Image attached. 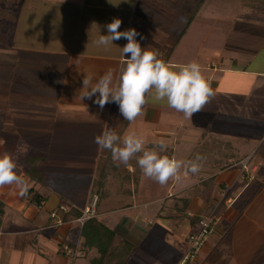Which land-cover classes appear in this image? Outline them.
<instances>
[{"label": "crops", "instance_id": "obj_1", "mask_svg": "<svg viewBox=\"0 0 264 264\" xmlns=\"http://www.w3.org/2000/svg\"><path fill=\"white\" fill-rule=\"evenodd\" d=\"M113 3L108 0H26L10 31H0V131L3 132L0 147L6 150L16 141L18 146L24 134L38 140L46 148L44 154L24 156L17 171L26 180L30 179V172L38 173L40 181L31 182L29 186H34L41 196L44 188L47 194L48 191L52 195L56 193L42 196L46 199L44 204L53 203L42 216V209L36 211L22 195L10 204L3 200L8 194L10 197L17 186L0 187L5 213L9 207L31 212L27 227L37 231L40 237L47 233L51 238L47 243H57L62 235L71 234L72 240L76 239L80 245L84 239L80 226L76 236L75 227L79 224L75 219L60 227L56 225L57 220H62L71 209L82 213L96 195L98 203L93 218L117 238L135 247L130 258L136 255L135 260L127 264H178L198 220L216 208L215 229L198 258L188 264L200 260L202 264H264V151L261 153L264 117L260 118L264 115V86H260L264 60L256 62L257 55L244 51H240L239 56L232 54L221 59L213 54L197 56L194 61L200 64L215 93L204 110L191 120L183 117L182 121H177L172 120L168 113L172 109L166 103H148L136 124L135 121L130 124L120 114L117 104L109 103L101 110L94 103L95 96L91 100L80 98L85 74L92 77L94 84L109 69L118 74L126 59L121 48L127 40L114 41L109 50L97 47L94 41L99 35L108 34L106 24L120 18L121 31L135 28L141 34L137 40L142 47L155 51L158 58L178 67L193 61H187L185 54L179 59L177 51L188 41L199 12H191L185 18V10H177L179 0H113ZM177 24L181 27L177 28ZM261 48L264 51V44ZM234 75L254 79L256 92L232 96L233 92L228 96L226 88L232 81L228 78ZM226 77L228 83L223 80ZM124 122L127 125L121 136L132 133L131 127H138L141 122L145 123L142 128L147 129L150 139L151 135H156L159 140L168 141L172 136L169 132L175 135L176 130L182 132L185 140L189 135L194 139H188L181 148L183 151L191 148L189 153L181 157L179 152L183 151L173 147L163 155L187 162L199 154L206 158L204 167L196 175L185 174L182 168L177 179L159 189V183L142 174L135 158L127 166H117L111 152L101 150L94 140L105 129L115 131ZM240 124L246 126L240 129ZM75 127L79 133L73 132ZM82 130L85 134L80 132ZM69 140L71 146L77 142L89 149L71 156L62 148L69 146ZM174 143L180 144L177 140ZM150 144L154 148L151 142H147L146 147ZM4 148L0 156L5 155ZM60 162L67 164L66 172L72 168L71 177L65 176L67 181L58 180L63 176H51ZM26 163H29L27 167ZM100 165L105 181L97 191L94 181ZM41 173L45 174L43 180ZM182 176L184 184L176 187ZM189 177L196 178L193 185L185 184ZM102 198L107 203L103 206ZM21 204L25 206L20 208ZM61 207L66 212L61 211ZM51 212L57 217L52 218ZM47 217L53 221L45 224ZM43 219L44 224H38ZM2 227L3 224L0 233ZM41 241L34 238L32 242ZM82 249L86 258L96 255L95 249L84 246ZM48 251L51 250L46 249L38 261L51 262ZM50 253L54 254L56 264H64L61 256L72 261L78 257L59 254L58 248Z\"/></svg>", "mask_w": 264, "mask_h": 264}, {"label": "rangeland", "instance_id": "obj_2", "mask_svg": "<svg viewBox=\"0 0 264 264\" xmlns=\"http://www.w3.org/2000/svg\"><path fill=\"white\" fill-rule=\"evenodd\" d=\"M25 1L24 0H0V31L1 32L5 30H7L8 32L10 31V27L14 25V20H16V18L19 15L20 6L21 5L23 6ZM179 1L180 3H177L176 5L178 9L177 8L176 9L179 10L180 12L185 10V14L183 13L185 15V18H186V15H189L191 12H193V14L194 12L196 14H198L199 12L195 20V25L192 26V30L191 32H189L187 36L188 41L183 42L181 44L182 48L178 49L177 51V57L179 59H181L184 54L186 55L185 58L188 59L187 61L197 60V56H200L202 58L204 56L208 57L209 54H213L216 56V58L221 59L222 57H231L232 54H238L239 56L240 55L239 52L244 51L246 53H249V55H252V56L257 55L256 57H258V59H256V62L260 60V62L263 63L264 51L262 50L261 47H262V44H264V9L259 10L257 8H252V6H247L246 4L250 2L249 0H205L203 3H201L200 0H179ZM180 27L181 25L177 24V28H180ZM195 32L197 33L196 35L194 34ZM0 45H1V40H0ZM198 49H201L202 51ZM189 51H191L190 54L187 53ZM213 62H215V60H213ZM240 62H243V60ZM262 65L264 66V64ZM229 78H228L229 82L232 79L231 83H228L227 77L223 79L227 81L228 86H229L226 88V91L229 92L228 96L231 95L233 92H235V94L233 93L232 96H235L236 94L237 96H241V94L243 95V93L250 95V93L256 92V89L254 88V79H249V77H247L246 79L244 76H240V75H234L232 76V78L230 79ZM256 84H257V80H256ZM260 86H264V76L260 78ZM262 93L264 94V89ZM228 96H226V98ZM259 101L262 104L263 100L260 99ZM168 113L170 114L172 120L182 121L184 117L182 113L176 112L173 109L169 110ZM263 117L264 115L261 114L260 118L262 119ZM134 123L136 124V121ZM143 126L145 127V123L141 122V124H139L138 127H135V126L131 127V130L135 132L137 135L142 136L145 140L147 139L146 143L147 142L154 143L153 145L154 148H156V150L159 151L158 145L162 139L159 140V136H156V135H151L150 137L152 139L148 138L147 129L144 130V128H142ZM245 126L246 124H240L239 128L243 129ZM122 127H123V124L118 126L115 132L119 133ZM76 130H78L77 127L73 129V132L77 133L78 131ZM80 132L85 134L83 130ZM179 132L180 130H176L175 135L172 132H169V134L172 136L168 138V141L166 140L164 141L167 145V148L165 150L167 151V153H168L167 149L168 148L172 149L173 147H175L176 149H180V151H183L181 148L183 147V145H185V142L187 143L188 139L189 141H192L194 139V138L190 139V136L188 135L187 136L188 139L185 140L183 138L182 132L181 134ZM2 135H3V132L0 131V138L2 137ZM175 140L180 142L178 146L175 145L174 143ZM70 142L71 140L68 141V145H69L68 147L63 146L62 148H63V151H66V153L70 154L71 156L76 155L78 151L84 150V148L89 149V147H84V146L81 147L82 145L77 144V142H75L74 146H71L69 144ZM19 144L18 146H16L17 145V141H16L13 147L6 148V150L4 147H0V153L2 152V149L4 148L5 154L11 155L13 157V159L18 164L17 169H20L19 166H21V163L24 161V158H25L24 156L26 155L29 156L34 153L44 154V151L46 149L45 146H41L38 143V140L35 141L34 138L31 137V135L29 134L28 135L24 134ZM151 146L152 145L150 144V147L148 148H151ZM90 147L93 148L92 146ZM190 149L191 148H189L188 151L179 152V154L182 157V155H184L185 153L186 154L189 153ZM165 151H164V154H166ZM263 151L264 149L262 150L261 153H263ZM161 155H163V152L161 153ZM26 164L25 166L27 167L29 163H26ZM242 167L244 168L245 165H242ZM57 168H58L57 170L51 173V176H53V178H56L58 176H63L64 178L58 177V180L63 179L60 181H67L68 179H66L65 176H68V178L71 177L70 172L72 168L70 167L68 172H66L67 171L66 163L60 162L59 165H57ZM19 172L20 171H17L18 174ZM116 172H117L116 174L119 173V171H116ZM40 175H41V179L43 180L44 179L43 176H45V174L43 175L41 173ZM195 179L196 178L189 177V179H186L185 184L192 183L191 185H193L195 182ZM102 180H103L102 182L104 183L105 179L102 178ZM113 181L115 182L117 181V179H114ZM167 184H169V182ZM183 184H184V179L182 176L180 177V179H178V185H176V187L182 186ZM166 185L162 186L158 184L157 186L159 187V189H162V188H165ZM14 186L16 187V185ZM14 186L13 188H15ZM44 189L40 191L42 196L47 197L48 194H50L51 196L56 195L55 192L52 195L51 194L52 192L50 191H48V194H47L46 190ZM19 193H20V190L18 188L16 189L14 193L13 191H12V194L10 193L11 194L10 197L8 194V197H6L3 200L6 201L7 203H9L10 201H18L20 198ZM2 194L3 193H1V195ZM44 203L42 204L43 207L41 208L39 207L35 209L36 211L42 209L43 211L41 213L42 216L43 214L44 216L46 215V210H49V208H51L53 204L50 201L46 202V204ZM103 204H107V203L102 198L101 206H103ZM23 206L21 204L19 207L23 208ZM24 213L26 214L24 215ZM28 213H31V212H28V211L26 212V210L23 211L22 209H14L10 207L7 209V213H5L6 215L3 218L4 219L3 227H2L3 232L0 233V264H56L55 262L56 258L54 254L50 252L56 251V248H58V245H57L58 242L54 243L55 241H52L51 243L50 242L47 243L46 241H49L51 239L47 233L43 234V237H40L37 231H32V229L29 230V228L31 227H27L30 221L28 217H30L31 215H29ZM49 220L50 222L53 221L52 219H48L47 217L45 224L49 223ZM38 221L39 220H37V222ZM44 222H45V219H43V222H38V224H44ZM38 224L35 222V225H38ZM78 226L79 225H76L75 227V225H73V227L77 228V231H78ZM79 230L81 229L79 228ZM78 234H79V231L78 233H76V236ZM34 238L36 241L37 240L41 241L42 239L44 240H42L41 243H37V242L35 243V242H32ZM40 244H42L43 248L40 246ZM254 245L255 244H252V247H254ZM78 246L80 247V250H79L80 252L78 251V254H77L78 257L74 261H72L69 258H65L63 256H61L60 260L64 261V264H67L68 260L70 264H93L92 262L93 257L86 258V255L83 254V249H82L83 243H81L80 245L78 244ZM243 247H244V244L242 248ZM48 248L51 250V251H48L49 253L48 257L52 263L49 261L48 263H45L46 260L43 262L38 261L39 257L42 256V254H44V251ZM173 254L172 256H174ZM135 257L136 255H134L133 257L134 259H131L130 261L133 262L135 260ZM201 261L202 260H200V262H195V263H190V264H202Z\"/></svg>", "mask_w": 264, "mask_h": 264}, {"label": "clouds", "instance_id": "obj_3", "mask_svg": "<svg viewBox=\"0 0 264 264\" xmlns=\"http://www.w3.org/2000/svg\"><path fill=\"white\" fill-rule=\"evenodd\" d=\"M108 2L115 4L113 0ZM121 25L122 19L114 18L105 25L108 34L99 35L94 41L97 47L109 50L114 41L127 40L121 48V54L126 59L118 74L116 70L109 69L94 84L92 77L85 74L79 90L80 98L91 100L95 96L94 103L101 110L109 103L117 104L120 114L130 124L142 115L148 103H166L188 120L202 112L215 93L200 64L192 61L178 67L171 66L158 58L155 51L141 46L137 40L141 34L135 28L121 31ZM94 142L101 150L111 152L117 166H127L135 158L142 174L162 186L177 179L182 168L185 174H198L206 160L199 154L187 162L161 155L167 148L163 140L159 142V151L149 149L146 140L135 132L121 136L105 129L95 137ZM16 169L17 163L11 155L0 156V187L16 185L23 196L28 192L29 183Z\"/></svg>", "mask_w": 264, "mask_h": 264}, {"label": "trees", "instance_id": "obj_4", "mask_svg": "<svg viewBox=\"0 0 264 264\" xmlns=\"http://www.w3.org/2000/svg\"><path fill=\"white\" fill-rule=\"evenodd\" d=\"M205 0H200L201 3H203ZM250 2L246 4L247 6H252V8H257L259 10L264 9V0H249ZM199 7V6H198ZM127 125V122L123 123V127L120 129L119 135L122 134L123 130L125 129ZM198 152L194 153L192 158L195 157V155ZM32 168L35 165H31ZM102 165L98 166L97 172H96V179H95V186L97 188V191L101 189V187L104 185L102 182L103 178V171L99 170ZM30 179L27 180L28 183L31 182H37L40 181L38 173L31 172ZM36 178V179H35ZM39 179V180H38ZM38 183V182H37ZM23 197L26 199L27 204L29 206H33L35 208H41L43 203L46 201L45 198H43L38 190L33 186H29L28 192L26 195H23ZM82 213H80L77 210H69L67 214H64L62 216V221L65 223L67 221L77 219L79 216H81ZM5 215V204L2 200H0V232H1V226L3 224V218ZM84 239L83 246L95 249L96 255L92 258L93 264H127L130 260V257L133 255L135 251V247L131 244H129L127 241L123 239H119L116 237V235L109 230L106 226H104L102 223H100L96 218H91L87 220L82 228L80 233ZM69 234L62 235L59 238L58 241V253L64 255L63 246L65 244L74 246L76 243V239L72 240L73 235L71 237L68 236ZM77 238V237H76Z\"/></svg>", "mask_w": 264, "mask_h": 264}, {"label": "built area", "instance_id": "obj_5", "mask_svg": "<svg viewBox=\"0 0 264 264\" xmlns=\"http://www.w3.org/2000/svg\"><path fill=\"white\" fill-rule=\"evenodd\" d=\"M97 202H98V198L96 195H94V197L91 199V202L82 211L81 216H79V218L74 220V222L79 224L80 229L87 220L95 216ZM60 210L66 212V209L64 207H61ZM215 212H216V208H214L206 216L198 220L196 229L188 236L186 240V249L178 264H188L189 262H193L196 260V258L198 257L202 248L205 246L206 242L208 241L210 235L212 234L217 224L218 219ZM50 216L52 218L57 217L55 212H51ZM64 224L66 223L61 219L57 220L56 225L58 227ZM63 251L64 254L70 258L77 257L78 243H75L74 246L65 244L63 246Z\"/></svg>", "mask_w": 264, "mask_h": 264}]
</instances>
